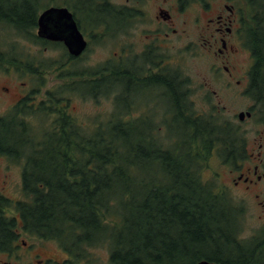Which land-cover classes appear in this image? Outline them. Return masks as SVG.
Segmentation results:
<instances>
[{
  "label": "trees",
  "instance_id": "16d2710c",
  "mask_svg": "<svg viewBox=\"0 0 264 264\" xmlns=\"http://www.w3.org/2000/svg\"><path fill=\"white\" fill-rule=\"evenodd\" d=\"M11 2L17 5L8 9ZM49 4L68 6L82 29L79 13L93 29L99 18L112 27L118 17L109 0H90L91 9L84 0ZM44 6L41 0H0V24L34 36ZM69 58L79 61L68 55L58 69ZM111 61L99 72L72 70L74 91L86 76L89 88L112 87ZM21 64L0 48V66ZM66 75H58L63 83ZM169 109L174 116L163 122L166 141L157 137L161 122L149 128L119 114L84 121L61 114L48 122L30 121L17 110L0 116V153L23 163L25 195L15 204L0 196V251L18 246L20 229L72 250L75 243L105 245L112 264H249L263 253L264 236L242 237L243 208L204 176L215 158L227 163L224 123L187 105Z\"/></svg>",
  "mask_w": 264,
  "mask_h": 264
},
{
  "label": "flooded vegetation",
  "instance_id": "af4514ba",
  "mask_svg": "<svg viewBox=\"0 0 264 264\" xmlns=\"http://www.w3.org/2000/svg\"><path fill=\"white\" fill-rule=\"evenodd\" d=\"M113 4L119 9L112 27H105L103 18L97 19L99 26L90 31L78 25L87 41L80 56L70 54L63 42L40 37L38 24L33 36L42 53L48 51L55 57L52 46L62 43L67 55L78 60L92 48L93 38L102 41L113 37L115 51L107 60L114 65L112 87L89 88L86 76L80 77V89L74 91L69 67L73 58L66 66L64 83L57 77L55 58L50 57L47 66L34 61L0 66L8 83L0 84L8 106L5 113L17 110L21 116H30V121L34 116L35 120L55 121L61 114L73 115L69 110L72 94L81 93L98 103L100 98L112 100L108 102L114 106L110 115L119 114L122 119L149 128L159 120L161 132L163 122L174 116L169 106L187 105L193 109L200 91L208 90L210 116L224 123L229 153L226 165L232 186L241 189L243 195L264 196V0H125ZM188 9L194 14L191 20L185 18ZM185 41L186 50L205 68L203 85L194 82L183 69ZM101 63L92 68L99 72ZM20 78L24 80L18 81ZM95 117L100 120L104 113ZM0 179L6 183L9 174L1 173ZM0 196L10 200L2 193ZM54 243L57 248L51 256L34 254L36 264H89L90 250L101 246L75 243L72 250Z\"/></svg>",
  "mask_w": 264,
  "mask_h": 264
},
{
  "label": "rangeland",
  "instance_id": "374dc122",
  "mask_svg": "<svg viewBox=\"0 0 264 264\" xmlns=\"http://www.w3.org/2000/svg\"><path fill=\"white\" fill-rule=\"evenodd\" d=\"M12 1V0H10ZM62 0H55V2L61 3ZM74 3H77L80 0H73ZM112 3H118L120 1L125 0H109ZM45 4L44 7L41 8V11L44 10L49 5V0H41V3ZM85 7L88 9L92 8L90 4V0H84ZM54 4V2H51ZM17 4L15 3H7V8H13ZM63 5V4H61ZM92 14L91 10L88 12V15ZM108 15V13H106ZM95 15H100V12L95 11ZM193 11L188 9L185 11V18L191 20L193 18ZM105 16V14H104ZM79 17L82 19V24L85 29H90L91 25L87 22V15H82L79 13ZM0 48L1 50L10 53L11 56L18 57V60L23 64L26 62L34 61L42 66H47L50 60L55 58V65L57 66V77L59 74L64 73L66 70L65 65L58 69V66L61 65L64 61L68 60L67 51L64 46L61 45H53L54 53L52 56L51 52H41L40 47L36 46L35 38L32 35H28L24 32L17 31L14 27L9 26L5 23L0 24ZM90 31V30H89ZM36 32V31H35ZM94 39V44L92 48L88 50L83 56V59H79L76 63H72L69 67L72 70L77 69H87V67H97V65L101 62H105L112 58L113 52L115 51L113 37L98 40ZM187 41L184 42V52H183V69L188 76L199 85H203L204 82L202 72L205 71L203 65H200L195 60L194 56L186 50ZM50 57L52 59H50ZM21 64V65H22ZM7 65V64H5ZM4 65V66H5ZM26 65V64H25ZM201 73V74H200ZM17 75H20L19 73ZM6 76L0 73V84L8 85V83L4 82ZM24 78L18 79V81H23ZM64 86H62L63 88ZM58 90L61 89V84L58 85ZM209 92L208 90L202 89L197 97L196 106H194L192 111H197V113H201L205 116H210V106H208L209 102ZM6 96L3 93H0V114L6 115L7 111V101L4 99ZM88 97L87 99H90ZM82 94L73 93L72 100L69 104V110L72 112L73 116L84 121L89 118H94V116H98V114L104 113V116H110L114 111V106H111L108 102H112L109 99L106 100L104 98H100V103L97 101L87 100ZM162 107V106H160ZM30 118V117H29ZM172 120V119H171ZM49 120L46 118V122ZM158 121L156 120L155 124L158 125ZM217 121V119H216ZM166 128V127H165ZM164 130V131H163ZM161 132L158 131L159 135L157 137L163 138V141H166V131L163 129ZM166 144H169L167 142ZM20 164V165H19ZM21 163L11 161L10 159H5L4 156H0V174H4L7 172L9 174V180L6 183H3L0 179V193L7 196L12 203H16L18 201L24 200L25 195L23 192V182L21 178ZM228 166L223 163L222 158L219 156L213 160L207 170L204 172V176L206 179H214L219 184L227 188L228 193L233 198V201L239 206L242 207L243 213L241 216V230L242 237L245 239L252 238L254 236L259 235V237L264 236V206H261L260 202L264 203V196L255 197V196H247L243 195L240 192L241 189H237L232 186L231 183V174L228 172ZM241 188V187H238ZM14 209V207H10L9 211ZM8 211V212H9ZM20 237L18 242V246H14V249L10 252L0 251V264H36L34 261V254L39 253L41 258L51 256L52 253L56 250V245L54 240H48L40 238L36 235H31L28 233H24L19 229ZM91 262L89 264H109V249L107 246L102 245L95 247L90 250ZM249 264H264V252L258 255L251 260H249Z\"/></svg>",
  "mask_w": 264,
  "mask_h": 264
},
{
  "label": "water",
  "instance_id": "95a60500",
  "mask_svg": "<svg viewBox=\"0 0 264 264\" xmlns=\"http://www.w3.org/2000/svg\"><path fill=\"white\" fill-rule=\"evenodd\" d=\"M37 33L40 37L63 42L73 56H80L87 47L73 12L66 6H51L42 11L38 18ZM198 264L222 263L204 259Z\"/></svg>",
  "mask_w": 264,
  "mask_h": 264
}]
</instances>
